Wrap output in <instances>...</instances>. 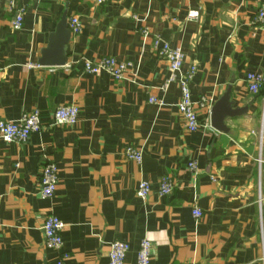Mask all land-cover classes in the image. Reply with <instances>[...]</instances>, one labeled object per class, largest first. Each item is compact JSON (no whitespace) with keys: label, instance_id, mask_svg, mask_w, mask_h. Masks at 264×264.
I'll use <instances>...</instances> for the list:
<instances>
[{"label":"crops","instance_id":"crops-1","mask_svg":"<svg viewBox=\"0 0 264 264\" xmlns=\"http://www.w3.org/2000/svg\"><path fill=\"white\" fill-rule=\"evenodd\" d=\"M12 1L0 0V121L38 111L43 128L23 144L0 137V264H55L62 253L66 264H107L113 242L129 246L125 262L134 264L142 239L150 264H264V94H250L245 80L264 76L261 0ZM64 14L81 32L70 33L64 66H40ZM156 39L180 49L183 75L196 67L191 100L208 104L195 106L194 133L176 109L177 81L162 89L170 74ZM101 58L130 63L129 77L84 72V61ZM228 89L231 108L245 110L218 132L210 111ZM69 105L78 124L53 125V112ZM128 146L141 163L126 158ZM45 162L58 171L50 199L39 193ZM162 177L172 191L160 196ZM141 181L150 184L144 201ZM48 215L64 225L59 253L44 244Z\"/></svg>","mask_w":264,"mask_h":264},{"label":"built area","instance_id":"built-area-1","mask_svg":"<svg viewBox=\"0 0 264 264\" xmlns=\"http://www.w3.org/2000/svg\"><path fill=\"white\" fill-rule=\"evenodd\" d=\"M109 0H96L97 5L107 3ZM9 8L14 7V1L8 0ZM190 20L198 18L197 12H191L187 16ZM255 22L264 28V0H261ZM23 18L21 11L15 16L11 22V28L15 31L21 29ZM69 31L72 35H78L81 32V24L77 17H71L68 23ZM153 47L158 51V56L167 64L169 78L162 87L166 90L169 83H178L180 89V97L176 104V109L180 117L183 119L186 130L194 133L200 128L199 120L195 112V106L201 108L207 107L208 102L203 99L200 103H194L191 100L189 82L196 73V67L190 66L185 75L181 73L183 66V55L179 48H171L161 39H156ZM83 70L90 75H98L102 72L107 73L114 81H121L129 77V71L132 65L128 62H117L112 58H101L95 62L84 61ZM247 90L250 94L256 95L262 87H264V76L261 74L248 73L245 77ZM264 100V97H263ZM154 99L150 103H156ZM79 110L76 106H60L52 115L53 125L63 127H75L78 124ZM41 115L38 111H32L23 115L17 121H0V137L6 143L23 144L27 142L32 134L40 133L42 130ZM125 156L128 160L141 163L142 153L134 147L128 146L125 149ZM188 168L194 172L195 163L188 164ZM58 182V171L56 165L45 162L41 169L39 177V193L41 198L50 199L54 196L56 185ZM172 191V183L168 177H162L159 184V195H167ZM150 193V184L146 181L139 182L136 188V196L144 201ZM192 216L195 219L200 218L201 213L194 209ZM63 223L55 216L48 215L45 217L41 226V232L44 238L45 247L57 253L62 251L61 232ZM129 246L124 242H113L109 246L107 253V264H126V255ZM67 255L62 253L55 264H66ZM152 257V246L146 239L139 242L136 260L134 264H150Z\"/></svg>","mask_w":264,"mask_h":264},{"label":"water","instance_id":"water-1","mask_svg":"<svg viewBox=\"0 0 264 264\" xmlns=\"http://www.w3.org/2000/svg\"><path fill=\"white\" fill-rule=\"evenodd\" d=\"M70 42V31L66 23V14L62 16L55 32L49 36L48 46L45 50L41 51V57L38 62L40 66H55L62 67L66 64V50ZM230 89L219 99V101L212 107L210 111V124L211 127L222 132L225 130L223 121L226 116H233L239 114L243 109H232L229 102Z\"/></svg>","mask_w":264,"mask_h":264},{"label":"trees","instance_id":"trees-1","mask_svg":"<svg viewBox=\"0 0 264 264\" xmlns=\"http://www.w3.org/2000/svg\"><path fill=\"white\" fill-rule=\"evenodd\" d=\"M264 94V87H262L261 89H260V91L257 93V95H260V96H262ZM256 95V96H257Z\"/></svg>","mask_w":264,"mask_h":264}]
</instances>
